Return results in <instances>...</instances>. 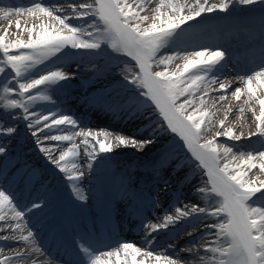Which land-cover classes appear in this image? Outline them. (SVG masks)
Wrapping results in <instances>:
<instances>
[{
  "label": "snow or ice",
  "instance_id": "6c2138e0",
  "mask_svg": "<svg viewBox=\"0 0 264 264\" xmlns=\"http://www.w3.org/2000/svg\"><path fill=\"white\" fill-rule=\"evenodd\" d=\"M151 3L68 0L64 8L31 0L30 6L0 7V20L9 21L0 33V231L6 233L0 236L6 242L0 245V264L26 260L36 264L35 254L46 251L36 246L37 226L47 229L54 240L64 236L66 264H187L179 255L169 254L168 249L175 252L174 243L159 253L155 243L161 232L174 241L180 235L191 236L197 226L203 228L201 235L180 249L196 264H264V150H235L220 143L221 137L241 141L245 134L228 123L227 113L216 120V100L223 102L231 89L235 100L244 98L239 112L247 110L254 118L255 130L248 132L247 139L257 137L264 148V0H156L150 7ZM250 5H259L261 13L260 39L254 42L258 51L244 57L250 66L238 76L240 86L233 88L221 79L232 61L231 52L219 45L196 46L200 35L196 30L209 20L233 17L237 6ZM25 15L42 22L22 27L17 19V34L10 38L11 17ZM44 17L53 23H44ZM85 57L93 64L100 61L93 80L109 75L121 79L85 96L84 102L114 117L140 121L137 134L85 130L82 120L53 100L74 78L64 69L69 63H83ZM53 58L60 63L49 67L46 62ZM216 92L218 97L212 95ZM40 101L50 106L40 105L37 110ZM20 121L25 122L45 165L63 174L78 200L87 199L79 186L85 175L79 163L81 145L92 169L91 161L100 154L122 146L140 150L160 144L147 166L153 179L161 181L167 192L172 178L183 185L198 176L194 191L200 203L183 204L177 197L157 222L140 219L143 248L118 242L112 250L100 251L90 233L74 232L69 238L57 211L58 188L44 178L41 167L18 153L13 155L9 148ZM216 126L220 130L208 138ZM166 133L171 138L161 144L159 138ZM76 137H82L80 144ZM252 169H259L261 175L249 178ZM149 199L153 207L159 206L158 199ZM209 218L211 222H206ZM8 241L22 246L5 254Z\"/></svg>",
  "mask_w": 264,
  "mask_h": 264
},
{
  "label": "bare ground",
  "instance_id": "6f19581e",
  "mask_svg": "<svg viewBox=\"0 0 264 264\" xmlns=\"http://www.w3.org/2000/svg\"><path fill=\"white\" fill-rule=\"evenodd\" d=\"M50 2H56L61 3L65 2L66 4L61 6L64 8L68 7V0H44L45 4H48ZM214 3H218L219 0H212ZM156 3V0H152V3L150 7H154ZM21 6V5H31V0H0V7L2 6ZM259 7V5H250V6H241L243 10L248 11L249 9H256ZM150 14V13H149ZM214 14V13H212ZM212 14H210L212 16ZM208 15V14H206ZM222 17V16H221ZM224 17V16H223ZM19 19L21 21L22 27L27 26L31 27L33 24L39 25L42 21L40 19H36L35 17H29L27 15L16 17H11V28L9 29L10 32V38H14V34H17V29L15 27L16 20ZM26 20V22H25ZM43 22L46 24H52L53 22L48 19L47 17L42 18ZM221 24L223 28L226 27V30L223 31L222 27H218L216 25H207L205 27V30L207 32H210L211 30L214 31L216 34L214 36H211L210 34L203 35V31L197 29L200 33L199 39L196 41V46L207 44L211 47H215L217 45L228 49L231 52V48H237V53L232 54V61L227 64V66L231 67L234 71H236L237 66L234 63L235 59L238 57L244 59V56L247 55L251 58L252 54H248V51H245L244 48L239 44V42H235L229 46V43H226L227 40L225 39L224 34L229 33L232 38L238 39L240 35H242L241 30H243V26L232 28L228 25L226 19H221ZM75 22V21H74ZM194 21L190 22L191 24ZM4 23L9 25L8 20H4ZM185 29H188V25L184 26ZM3 31V30H2ZM22 38H27V33H22ZM252 52L255 53L258 51V48H252ZM98 63H100L99 60H97ZM96 62V63H97ZM93 64V63H90ZM69 75H71V69H64ZM162 70V69H161ZM230 77L229 72L225 69L224 74L221 76V79L224 82H231L227 79ZM72 82L74 80L72 79ZM70 83V82H69ZM233 88L236 86H239L237 84L231 83ZM105 87L107 84L104 85ZM218 87V86H217ZM96 91V90H95ZM214 97H218L219 93H212ZM53 100L56 102H59L61 104L62 109L67 113L72 115L74 118H78L83 121V125L85 127V130L91 129L92 131H102L106 130L109 132H112L113 134H122V135H129V134H137L138 133V125H141L140 121L130 122L127 119L124 118H118L120 121H117V117H114L113 115L109 114L108 112H105L103 110H100L99 108H90L87 103L84 102L83 97H79L78 95L67 93H59L58 95L53 97ZM243 100L242 97L240 101L235 100L231 96V89L228 92L227 98L221 102L218 99L216 100V108L219 109L217 112L216 120L223 119L225 114L228 115V123L232 126H234L235 131L237 133L243 131L245 134V139L241 141H231L227 140L224 137H221L219 139L220 143L228 144L234 146L235 150H249L252 148H256L259 150H264V148H261V143L258 141L257 137H252L251 140L247 139V134L250 131H254V118L252 116V113L249 111H245L243 114L239 112V108L243 106ZM40 105L44 106H50L49 102L41 103ZM40 105L37 106V110H40ZM247 106H245L246 108ZM231 109L230 111H228ZM19 129L18 134H16L11 141H16L14 145L9 144V148L12 150V154L16 155L17 153L22 157V159L28 160L30 164H33L35 166L41 167V169L44 171V178L48 181H51L52 184H54L58 188V205H57V211L59 214V217L62 221V227H65V229L68 231L63 230V233L70 238L72 236L73 232V226L71 220H77L76 217L80 220V223L83 222V220L88 219V228L90 230V234L92 238L98 242H102L103 238H105L107 235L109 236V232L112 230V226L108 223V221H104L105 225V231L107 233L101 232L98 233L97 225L100 220V216L102 219H105V208L113 214V219L118 221V225L123 224L120 228L121 231H119L117 235L118 242H127V243H133L139 247H145L143 241H144V233H142L139 225L140 219L147 218L151 220L152 222H157V217L162 216L163 213L166 210H169V205L175 203V200L177 197H180L183 204L188 203H200V200L198 199L197 195L195 193H192V190L194 188L195 183L198 181V176L192 179L191 184H183L178 185L175 178L171 179L170 184L168 185L167 192L161 191L158 195L159 200V206L153 208L157 211V213H148L149 206L148 201L144 200L140 206H135L134 204H131V201L134 199V193L133 195H124L123 193H120L121 189V181L119 180L120 176H124L125 182L122 184L123 187H130L133 186L137 180L138 176H143L146 174L147 179H145L146 182L144 184L142 183V186L145 184H148V188H156L159 187L160 190L163 189V184L161 181L158 180L155 181L153 179L150 168L149 171H144L145 168H139L137 175H134L132 177L129 176V172L135 167L133 166L134 163H143L145 166V163L147 166L151 163L154 157L157 156V148L160 147V144H157L156 146H148L145 149L137 150L132 147H121L118 150H114L113 153L109 154H100V156H105L104 160H101L100 156L97 157L95 161L99 162L98 166L102 162H104V165L97 168V169H88L87 165L89 161L87 158L83 155V145H81V157L79 160L80 163V170L85 173L83 179L79 182V186L82 189L83 195L87 197L86 200H78L76 198L75 193L71 191V187L69 186L68 182L63 179V174H59L58 171H55L54 174L51 173L52 166L45 165V160L41 154L42 157H40L39 153H37L35 150L37 149L35 146V142L33 137L31 136L30 131H28L25 128V122L20 121L17 125ZM63 127V126H62ZM220 130L218 126L213 127L212 131L208 133V135H213L215 131ZM247 130L248 132L246 133ZM170 133H166L163 137H160V143H167V141L171 138ZM138 138H140L138 136ZM82 140V137H76L75 142L77 144H80ZM51 143V142H50ZM65 147H67V142L64 144ZM151 151L152 154L147 157V159L143 162V160L138 157L139 155H143L144 152ZM58 158V153L55 154ZM93 161H91L92 163ZM96 162V164H97ZM38 163L39 165H37ZM125 164V166H123ZM136 168V167H135ZM14 171V169H13ZM145 172V173H144ZM259 169H252L249 172V178H255L257 176H260ZM90 176H92L90 178ZM94 178V179H93ZM108 178H114L115 183L114 184H108ZM168 174H164V179H168ZM262 179H264V176H261ZM60 182L58 184L57 182ZM97 186L99 190H102V192L110 191L111 189L118 192V199L115 200L112 203V208L108 207L111 206V203L105 199L104 200L99 199L95 196V194H91L92 188ZM38 188L39 185H36ZM20 188H23V182H20ZM140 191H145V188L140 187ZM158 190V191H160ZM17 196L19 197V191H17ZM135 200V199H134ZM167 205V203H169ZM135 203H138L135 200ZM75 204H77L75 206ZM81 205V208L83 211L78 210L76 207ZM123 206L122 210H120V207ZM145 206L144 213H142L141 216H137L136 210L142 209V207ZM131 213V215H130ZM76 216V217H75ZM89 217V218H88ZM211 222V218H209L208 221ZM90 226L92 228H90ZM38 229V236L36 238V246L43 247L44 251L43 254H35L36 258V264H53L49 261V255H52L50 253V250L47 251V248L43 242L42 234L43 236L47 233V229H42L40 231L39 226H37ZM195 229H198L196 232ZM193 230V234L191 236L189 235H182L178 236L174 241H170L169 236L161 232L159 236L157 237V241L155 243V250L157 253L163 251L167 244L169 242L175 244V252H173L172 249H168V252L170 255H179L182 257L185 261H187V264H196L195 261L188 259V253L186 251L181 252V248H185L190 240H194L197 236L201 235L203 232V228L201 226H197ZM72 230V232H71ZM78 231V230H75ZM6 233L4 231H0V236L5 235ZM99 234V235H98ZM51 238L54 240L53 235L51 234ZM64 239V236L62 235L59 239H57V242H55L57 245L56 247H60L62 245V240ZM15 243V242H14ZM203 243V242H201ZM117 244L108 245L104 248V251L112 250L113 247L117 246ZM22 246L21 244H12V246L9 245L10 250L15 249L18 250ZM151 247V246H149ZM197 248H199V245H197ZM14 250V251H15ZM63 251H65V248H63ZM202 251V249H201ZM5 254L8 253V251L4 250ZM123 258V257H122ZM143 257H137V259H142ZM115 258H113L114 260ZM67 261V260H66ZM24 264H32L31 260H26Z\"/></svg>",
  "mask_w": 264,
  "mask_h": 264
},
{
  "label": "rangeland",
  "instance_id": "374dc122",
  "mask_svg": "<svg viewBox=\"0 0 264 264\" xmlns=\"http://www.w3.org/2000/svg\"><path fill=\"white\" fill-rule=\"evenodd\" d=\"M54 3H56V2H54ZM56 4H58V3H56ZM237 8H238V11H237V13L233 16L234 18H232V19H236V17L238 16V15H240V14H238L239 12H243L244 10H243V8H241V6H237ZM258 8L259 7H257L256 8V11H254V9H249V11H251L250 12V15L251 16H253V18H254V20H256L257 21V19H259V17H260V15H261V13L259 12V11H257L258 10ZM218 14L217 13H214V14H212V17H216ZM247 15H249V14H244V12L243 13H241V19H243L245 16H247ZM219 16H225V14L224 13H219ZM256 16V17H255ZM230 19L231 18H229V19H227V21L229 22L230 21ZM240 19V20H241ZM25 22H26V20H25ZM195 22V21H194ZM257 23H258V21H257ZM8 24H6V23H4V20H0V33H2L3 31L2 30H4L5 28H8ZM10 29V28H9ZM251 34V33H250ZM254 35V34H253ZM211 36H212V34H211ZM246 36H244V38H245ZM231 45V44H230ZM73 51H77V50H73ZM80 51H83V50H80ZM76 59V58H75ZM79 59V58H78ZM48 65H49V67H52L53 66V64L54 63H60L59 61H55V59L53 58V60H50V61H48V62H46ZM98 62L97 63H95V64H90V62H88V59L85 57V60H84V62L83 63H81V64H76V63H69L68 64V67L67 68H65V69H68V68H70L71 69V74L72 75H76V73H81L82 74V76L85 78V79H87V80H89V84L90 85H92L91 87H94V85H97V87H103L105 84H114L116 81H118L119 79H121V77L120 76H114V75H109V76H107V77H101V78H99V84H95V82L94 81H92L93 79H92V75L95 73V69H96V67L98 66ZM76 65V66H75ZM122 66H121V68H123L124 67V65L123 64H121ZM72 66H75V70H76V73H74V70L71 68ZM41 68H43V66H40ZM157 70H161V69H157ZM116 71H118V70H116ZM115 72V71H114ZM72 85L74 86V87H76V88H78V89H81V87L78 85V83H77V80H75L73 83H72ZM100 87V88H101ZM93 89V88H92ZM86 90H88V93H90L91 92V88H89V89H86ZM96 90V89H95ZM41 103H44V101H40V102H37V106H39ZM36 106V107H37ZM19 129L20 128H18L17 127V132L19 131ZM246 131V133L248 132L247 130H245ZM208 138H211V135H208ZM96 162L97 161H93L92 162V164H93V167H95V164H96ZM97 164H99V162H97ZM101 164H104V162H102ZM92 167V168H93ZM183 236V235H182Z\"/></svg>",
  "mask_w": 264,
  "mask_h": 264
}]
</instances>
